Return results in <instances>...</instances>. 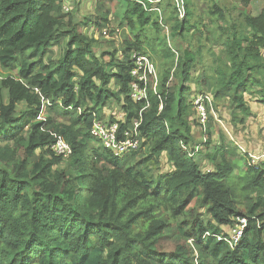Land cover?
I'll list each match as a JSON object with an SVG mask.
<instances>
[{"label":"trees","instance_id":"16d2710c","mask_svg":"<svg viewBox=\"0 0 264 264\" xmlns=\"http://www.w3.org/2000/svg\"><path fill=\"white\" fill-rule=\"evenodd\" d=\"M105 1L111 0H95L94 13L86 18L98 30L112 21ZM126 2L117 24L123 29L122 46L106 52L105 60L93 49L94 40L75 28L59 33L65 22L61 0H0V67L17 69V77L1 80L7 103L0 104V141H11L25 153L10 166L0 147V264H264V159L247 167L244 188L251 192L247 189L242 198L229 183L236 163L217 162L219 153L236 156L235 149L216 148L207 155L214 167L203 170L182 148L192 142L186 84L196 53L189 47L175 55L173 85L167 86L165 77L159 92L149 87L146 99L131 100V52L155 51L156 39L159 45L166 42L157 36L156 12L137 0ZM245 20L264 45V18ZM184 26L177 20L174 30L182 34ZM149 27L156 31L154 38ZM222 35L223 66L215 81L202 74L198 82L202 91L227 99L230 108L247 115L244 93L256 94L264 105V76L255 70L258 65L264 70V58L257 48L243 45L246 38L236 28H223ZM53 45L60 46L57 58ZM112 100L125 113L118 138L129 130L140 142L138 150L120 156L90 134ZM20 102L27 105L18 112ZM43 107L47 116L37 120ZM58 136L72 148L67 158L50 149ZM164 152L170 169L154 176L150 168L160 164ZM65 159L62 168L56 167ZM146 197L156 205L133 212ZM191 201L204 209L201 216L190 210L175 222L162 211L170 204L176 214ZM238 217L246 224L231 246L217 236L227 237L221 226L234 225ZM164 239L174 243L172 250L162 248Z\"/></svg>","mask_w":264,"mask_h":264},{"label":"rangeland","instance_id":"374dc122","mask_svg":"<svg viewBox=\"0 0 264 264\" xmlns=\"http://www.w3.org/2000/svg\"><path fill=\"white\" fill-rule=\"evenodd\" d=\"M72 8L65 14L64 24L60 27L59 33L62 30H71L85 35L87 38L94 40L93 49L100 56L102 55L105 60L108 59L106 52L112 51L114 48L122 46V32L115 31L118 28V21L122 19L126 9V0H111L105 1L107 6L112 12V22L106 34L98 32L96 28L86 20L87 16L94 13L95 0H69ZM219 8V11L215 10ZM162 24L158 21V17L154 15L155 20L158 22L159 32L157 36L165 40V45L160 44L159 40H155V51L146 49L151 63V73H149L146 80V89L151 87L154 92H159L163 87V81L166 77V85L170 86L176 82L174 75L175 65L177 61V54H180L184 48L189 47L196 53V61L194 62L192 79L187 82L190 91L188 93V103L190 107L189 120L191 126V140L188 147H198L194 158L199 162L203 170L214 167V163L209 160L208 154H212L216 148L228 147L230 150L235 149L236 156L217 155L220 162L222 159H229L236 163V169L232 172L229 183L233 185L235 193L244 198L246 190L251 192L249 188H244L248 183L249 173L247 171L248 156L245 152L236 145V143L250 153L262 154L264 153V105L254 93H244V97L250 108L247 115H243L238 109L230 108L227 99L216 100L213 95L208 92L202 91V86L199 85L202 74L207 75L212 81H215L217 72L220 66H223V60L220 58V51L223 47L221 41L224 35L220 37L222 29L234 27L246 40L243 41L244 46L257 48L264 58V45L257 41L252 32L253 30L247 26L245 18L247 16L264 18V0H185V11L183 16L179 13L175 6L171 5L168 0L162 4ZM183 19L185 21L184 32L179 33L174 30L175 22ZM114 30V31H113ZM155 30L148 29V36L154 38ZM158 45V46H157ZM157 46V47H156ZM171 49L175 54H163V50ZM51 53L53 57L57 58L61 54L60 46H51ZM107 55H106V54ZM118 55V54H117ZM176 55V56H175ZM255 63V61H252ZM256 75L259 77L264 76V70L261 66L256 67ZM17 77V69L9 72H4L0 67V104L7 103V90L1 87V80L8 76ZM150 80L148 81V79ZM147 81L149 83H147ZM208 94L209 100L206 101V115L207 119L204 123L200 121L197 109L194 104V99L199 94ZM26 103L20 102L16 106L18 112L26 109ZM121 108V107H120ZM116 101L109 102L103 108L102 114L104 118L109 119L111 116L116 119L125 118L124 111L122 112ZM73 109H68V114ZM47 113L43 107L40 112V119L43 120ZM69 115H67L68 118ZM237 116V117H234ZM59 120H62L59 117ZM208 142V143H207ZM96 144V142H93ZM1 149L6 150L5 164L13 166L18 160L24 158L25 153L23 149L16 148L11 141H0ZM162 160L159 165H153L151 173L156 176L170 169V164L167 162L166 152L162 153ZM67 162L65 159L60 165L56 167L62 168ZM212 166H211V165ZM209 166V167H208ZM252 196H255L253 194ZM157 201L153 198L141 199L135 204L133 212L143 210L150 204L156 205ZM244 204V203H242ZM242 207L244 205H241ZM160 208V207H159ZM190 210H196L203 214L204 209L196 201L188 203L181 212L173 213V206L167 204L164 213L172 215V220L178 222L184 217H188ZM206 219H212L210 215H205ZM244 217H238L234 225L221 226V230L225 235H229L233 229L240 225V220ZM246 219V218H245ZM192 242V239L188 240ZM162 248L165 250H172L174 243L171 239H164Z\"/></svg>","mask_w":264,"mask_h":264},{"label":"built area","instance_id":"2783aa9c","mask_svg":"<svg viewBox=\"0 0 264 264\" xmlns=\"http://www.w3.org/2000/svg\"><path fill=\"white\" fill-rule=\"evenodd\" d=\"M62 1V10L63 12H68L72 6L71 2L69 0H61ZM140 2L143 7L147 11H154L156 12V15L158 17V21L162 24V4L166 0H137ZM170 1L173 6L177 9L179 16H183L185 11V0H168ZM147 2L151 4V6L147 5ZM109 29V28H108ZM107 28H104L102 30L96 29L98 32H103L104 34L108 31ZM149 56L145 52H138V51H132L130 54V60L132 62V68L130 70V75L132 78V81L130 82L129 87V96L131 100L135 102L142 101L146 99L147 97V89H146V80L151 73V63L149 60ZM118 58H122V55L119 54ZM209 100L208 94H199L194 99V104L197 109L200 121L204 123L207 119L206 115V101ZM40 119V113L36 117ZM137 122L133 121L134 128L137 127ZM122 138L119 137V123L117 121H108L104 122L101 120H97L94 122L93 127L90 130V134L99 141V143L106 148L107 150H110L113 154L120 156L124 153L130 152V151H136L138 150L140 146L139 139L136 137V134L133 131L124 130L122 132ZM236 145L242 150V152H245L248 156V165L249 166H255L257 165L260 160L264 159V153L262 154H254L246 151L242 146ZM182 148L187 151L190 155H194L198 151V147L190 148L186 144L181 145ZM50 149L59 156H62L63 158H67L72 154V148L69 143H67L65 140H63L60 136L56 137V140L50 145ZM246 224V219L243 218L240 220V225L233 227L231 233L227 235V237L224 236H217L218 239H224L226 240L231 246L236 245L242 235H243V229Z\"/></svg>","mask_w":264,"mask_h":264},{"label":"crops","instance_id":"0c3cea01","mask_svg":"<svg viewBox=\"0 0 264 264\" xmlns=\"http://www.w3.org/2000/svg\"><path fill=\"white\" fill-rule=\"evenodd\" d=\"M112 22V21H111ZM111 24V23H110ZM109 28H111L110 26H109ZM112 29V28H111ZM110 29H108V31H109ZM115 31H119L120 32V29L119 28H115ZM113 101V100H112ZM115 101V100H114ZM117 103V102H116ZM118 104V106H119V108H120V105H119V103H117ZM108 105V103H106V105L104 106V107H106ZM103 107V108H104ZM121 109V108H120ZM121 111H122V109H121ZM123 112V111H122ZM98 120H101V121H104V122H108V121H124V118H120V119H118V118H116V119H114L112 116L109 118V119H107V118H104L103 117V114L101 115V117L98 119ZM190 148H192L193 149V147H190ZM244 148V147H243ZM195 155V154H194ZM193 155V156H194ZM162 158H163V156H162Z\"/></svg>","mask_w":264,"mask_h":264}]
</instances>
